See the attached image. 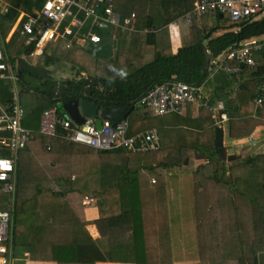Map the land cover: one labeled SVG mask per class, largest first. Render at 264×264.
I'll use <instances>...</instances> for the list:
<instances>
[{"label":"trees","instance_id":"16d2710c","mask_svg":"<svg viewBox=\"0 0 264 264\" xmlns=\"http://www.w3.org/2000/svg\"><path fill=\"white\" fill-rule=\"evenodd\" d=\"M6 1L7 7L0 10V43L18 80L16 89L11 79H0V100L9 104L19 99L25 109L24 125L32 136L19 152L16 181L36 188L32 196L22 200L5 195L8 204H13L11 241L33 247L35 253L49 245L48 254L31 257L55 264H175L170 250L172 226L166 183L163 174L160 179L156 172L180 167L195 173V235L200 259L194 264H263L264 238L256 239L254 234L264 235V216L254 225L242 213L236 217L234 210L244 207L237 203V209L231 191L242 181L247 186L242 194L264 212L254 191L248 190L254 184L264 186V168L259 166L264 165V153L255 154L246 145L235 159L219 158L214 147L218 125L210 107L223 102L220 112L228 116L230 139L248 137L264 126V103L258 106L255 101L264 80V50L255 54L253 68L231 61L242 66L238 75L221 69L211 74V65L205 69L204 50L216 59L246 40L263 38L264 16L235 21L212 11L195 16L190 23L179 21V28L187 25L189 39L174 52L173 36L179 29L172 31L169 25L191 11L194 0H114V10L122 17L136 13L134 29L110 23L95 25L92 29L101 40L83 46L71 37H60L47 43L34 64L23 59L35 47L31 35H23L19 27L9 41L6 38L20 14L25 12L23 20H27L42 7L43 0ZM19 34L27 43L13 56L10 48ZM58 59L62 68L48 73ZM166 82L204 85L209 90V95L204 93L197 101L201 107L195 119H186L178 112L155 115L141 107L139 100ZM69 99L92 101L101 108L133 106L127 117L128 134L158 128L160 148L147 152L123 147L95 150L61 136L41 134L43 110ZM58 132L65 133L60 123ZM190 138L192 143L187 145ZM203 147L209 158L196 169L191 165L194 151ZM149 154L158 157L152 159ZM101 165L111 173L103 177L106 180L101 181V187L90 189L86 174L93 168L100 170ZM238 166L251 169L252 180L244 176L227 179ZM255 174L263 180L254 183ZM214 184L226 186L229 200L217 199ZM86 198L91 199L89 205L84 203ZM92 205L97 206L99 216L89 220L86 208Z\"/></svg>","mask_w":264,"mask_h":264},{"label":"built area","instance_id":"2783aa9c","mask_svg":"<svg viewBox=\"0 0 264 264\" xmlns=\"http://www.w3.org/2000/svg\"><path fill=\"white\" fill-rule=\"evenodd\" d=\"M212 11L221 15L226 14L232 20L239 21L256 15H264V0H194L192 10L170 23L169 28L177 31L179 21L190 23L195 16L201 17ZM34 12L36 14L29 15L27 20H23L25 12H22L14 23L15 29L20 27L22 34L31 35L30 39L35 43V47L29 51L28 56L43 54L47 43L60 37H71L75 43L80 45H85L89 41L99 42L101 36L92 27L110 23L134 29L136 17L135 12L122 17L119 11L114 10V0L107 2L104 0H43L42 7ZM85 28L86 31H84ZM263 50L264 37L246 40L239 47L230 49L216 59L212 58L211 74L221 69L238 75L243 71L242 66H234L231 61L236 60L253 68L256 63L255 54ZM6 78L11 79L16 87L18 76L0 43V79ZM203 87L205 86L183 82H166L144 95L139 100V104L143 108L151 109L155 115L171 112L185 113L191 103L203 97ZM258 89L259 94L255 97V101L258 106H262L264 80ZM236 90L235 87L233 94ZM223 108L222 101H219L216 107H210L218 126L228 120L227 114L220 112ZM60 114L59 105L44 109L40 116V133L52 137L61 136L70 142L92 146L95 150L123 147L128 150L147 152L160 148L158 128L129 135L128 120L113 124L110 119L103 117L102 108L97 110L95 118H87L84 123H77L66 112L61 114L62 119L59 120ZM97 118L103 119L100 127L96 124ZM24 119L25 109L19 99L9 104L0 100V264H12L11 213L13 204H8L5 195L12 194L14 197L16 195L18 185L16 167L19 152L31 140L32 131L24 125ZM59 123L64 126L65 133L62 135L58 132ZM84 203L89 205L91 199L86 198Z\"/></svg>","mask_w":264,"mask_h":264},{"label":"crops","instance_id":"0c3cea01","mask_svg":"<svg viewBox=\"0 0 264 264\" xmlns=\"http://www.w3.org/2000/svg\"><path fill=\"white\" fill-rule=\"evenodd\" d=\"M5 3V2H4ZM7 6V3H5V8ZM15 27L16 25L14 24L9 31V34L7 36V41L13 36L15 33ZM179 33L176 32L173 36V51L176 52L178 48L188 41V36L189 34L184 31L181 28H179ZM11 34V35H10ZM20 35V34H19ZM21 37V36H20ZM22 42V43H21ZM27 43V39L25 41H21L20 39L15 40L13 45L10 48V54L14 55V53H18L19 49L24 46ZM87 43V42H86ZM78 44V43H76ZM80 45V44H78ZM83 46V45H81ZM59 70V69H58ZM209 95V90H207ZM220 101V100H219ZM218 101V102H219ZM201 104L198 102H193L191 103L183 116H186V119L192 120L195 119L199 115ZM96 121V120H95ZM227 121L223 122V128L224 131V146L227 148H233V154L240 155V151L242 148L246 145L250 147V150L255 153V154H260L264 153V126H258L248 137L242 138V139H230L229 137V129L227 126ZM216 137V135H215ZM192 143V138L189 139L187 142V145ZM263 146V147H262ZM215 147V144H214ZM195 152V161H194V168L198 169V167L209 157V151L206 148L198 149ZM235 157V158H236ZM233 158V159H235ZM208 161V159L206 160ZM92 165V164H91ZM169 169V168H166ZM237 170H240L237 174H241V169L236 168ZM106 171V174H103L102 172ZM111 173V169L108 168L106 165H101L100 170L93 168L90 169V172L86 174V176H90V189H98L99 187L102 186V184L96 182V177L97 176H102V180H106L107 176ZM246 175V174H245ZM106 177V178H103ZM261 175L255 174L254 178L255 180L258 181V178H260ZM155 180V179H154ZM195 181V179H194ZM105 183V182H104ZM195 184V183H194ZM24 187H28L27 185ZM33 190L30 189L28 191L30 193V196H32L36 192V188L33 185ZM166 195L168 196L166 200V204L169 207V223L173 225L172 227V232L177 225L174 223L176 219H179L178 216H182L183 219H185V215L182 213V208L187 206L191 208L192 212V217L190 216L187 218V221H184L183 228L179 229L177 228V232L175 234L170 235V250H171V257L172 260L175 264H194L200 259V251H199V241H198V235H195L196 232V214H195V209H194V198H193V190L190 192L191 196L189 197L188 200H184L181 197H176L175 195L171 196L168 191L166 190ZM25 198V197H24ZM23 199V198H22ZM176 209H180L177 211ZM98 208L96 205L89 206L86 208V217L89 220H94L97 218L99 215L98 213ZM179 212V213H178ZM263 222V221H262ZM186 225V227H184ZM261 228V227H260ZM262 231H264V228H261ZM94 232V231H93ZM94 235H97L96 232H94ZM175 236V237H174ZM256 239H261L264 238V235H255ZM12 243V248H11V254H12V264H55L51 261L48 260H43L42 258L40 259H34L31 256L34 254H39V255H46L50 251V246L49 245H44L39 249V251H42L41 253H35L34 251L32 252L31 249L33 247H28V246H19L13 242ZM264 250L261 252L263 253ZM262 262L264 264V256H262ZM97 264H133V263H113V262H98Z\"/></svg>","mask_w":264,"mask_h":264},{"label":"rangeland","instance_id":"374dc122","mask_svg":"<svg viewBox=\"0 0 264 264\" xmlns=\"http://www.w3.org/2000/svg\"><path fill=\"white\" fill-rule=\"evenodd\" d=\"M4 2L7 3L6 0H0V10H5V3ZM181 26L184 28L183 30L186 31L185 28H186L187 25L186 24H182ZM20 36L21 35H18L15 38V40L20 39L21 41H25L26 38H24L22 36L20 37ZM188 39H189V36H188ZM186 42H187V40H186ZM15 54L16 53H14L13 56H16ZM23 59L25 61L29 62V63H34V64L38 63V57L37 56L29 57L27 54H24L23 55ZM55 77L58 79L59 78V73H57L55 75ZM214 120H215V123H216L217 121H216L215 118H214ZM219 125L223 126V123H220ZM227 126H229L228 122H227ZM228 129H229V127H228ZM149 157L152 158V159H155V158L158 157V155L157 154H149ZM225 160H227V159H225ZM205 161L203 163H207ZM185 162H187V159H185ZM191 165L194 167V162ZM259 166H260V168H264L263 164H261V165L259 164ZM167 168H169V169L158 170L156 172V174L160 175L159 176L160 179L162 177L161 174H163V177H164L165 183H166V190L168 191V193L171 196H173V195H175L176 197H181L182 196V199L189 201V197L191 196L190 192L192 190L194 192L193 188H194L195 173L193 171H191V170H186V169H183V168H180V167H167ZM238 168L241 169V174H237L240 170L235 169L233 172L229 173L230 176H228L227 179L233 180L234 178H239V177L244 176V177H247L250 180H252V176L249 175L252 172L251 169L248 170L246 167H239V166H238ZM262 180L263 179L258 178V181L261 182ZM99 181L101 182V177L97 176L96 177V182L100 183ZM152 181H154V180H152ZM254 183H256V180H255ZM149 185H150V183H149ZM24 186H26V185H17L16 200L18 198H19V200H22V198H24V197H29L30 193L28 191H30V189L34 191L33 185H27L28 187H24ZM151 186H153V185H151ZM213 187L216 189L214 192L218 195L217 199L223 200V201L225 199H228V196H225L226 190H227L226 186H224L222 184H220V185L214 184ZM246 187L247 186H244V184L241 181L238 184V187L235 190H233L234 192L231 191V193H232L231 194V199L237 205V209H238L239 205H242L244 207L243 209H241V208H239L238 210L235 209L234 210V214H235L236 217H238L240 215V213H242V215H244L246 217H249V219H251L253 225L256 224V223L259 224L261 218L264 216V212L260 213V211L257 210V208L254 207V205L256 203L250 202L249 199H247L242 194V190L245 189ZM26 190H28V191H26ZM248 190L254 191V195H256V200H257L258 204L264 206V186H262V185L257 186V185L254 184L252 186H248ZM182 213H183V215H185L186 218L183 219L182 216H180V215L178 216V218L179 217H181V218L175 220L174 223L177 225V227L174 228L172 234H175L177 232V228H179V229L181 228L182 229L184 221L185 220L187 221V218H189L190 216L192 217V215H193L192 212H191V208H189L187 206L182 208ZM171 226L173 227V225H171ZM184 227H186V225H184ZM255 235L256 234H254V236Z\"/></svg>","mask_w":264,"mask_h":264},{"label":"water","instance_id":"95a60500","mask_svg":"<svg viewBox=\"0 0 264 264\" xmlns=\"http://www.w3.org/2000/svg\"><path fill=\"white\" fill-rule=\"evenodd\" d=\"M205 53V69H209L212 54L207 49L204 50ZM62 64L61 60H57L51 70L48 73L55 74L58 69H61ZM208 89L203 87V92L207 95ZM59 107H61V114L66 112L70 115L72 119H74L77 123H84L87 118H95L96 112L100 108V105L87 100H79V99H69L67 101L59 103ZM133 110V106H110L103 107L102 114L104 118H109L113 124L118 123L121 120L127 119L128 115ZM61 114L59 115V120L62 119ZM103 119L97 118L96 124L98 127L102 125ZM224 131L221 126L217 127L216 137H215V149L218 152V156L223 159L232 160L236 157L233 154V148H227L224 146Z\"/></svg>","mask_w":264,"mask_h":264},{"label":"clouds","instance_id":"9594fccd","mask_svg":"<svg viewBox=\"0 0 264 264\" xmlns=\"http://www.w3.org/2000/svg\"><path fill=\"white\" fill-rule=\"evenodd\" d=\"M101 108V107H100ZM86 118H88V117H86ZM109 119V118H108ZM218 127V126H217ZM218 157V156H217ZM220 158V157H219ZM228 160V159H227Z\"/></svg>","mask_w":264,"mask_h":264}]
</instances>
